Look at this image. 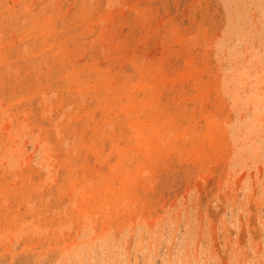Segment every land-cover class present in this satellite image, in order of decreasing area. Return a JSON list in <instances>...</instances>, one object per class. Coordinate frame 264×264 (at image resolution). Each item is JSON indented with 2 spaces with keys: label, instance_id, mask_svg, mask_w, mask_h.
<instances>
[{
  "label": "rangeland",
  "instance_id": "obj_1",
  "mask_svg": "<svg viewBox=\"0 0 264 264\" xmlns=\"http://www.w3.org/2000/svg\"><path fill=\"white\" fill-rule=\"evenodd\" d=\"M0 264H264V0H0Z\"/></svg>",
  "mask_w": 264,
  "mask_h": 264
}]
</instances>
